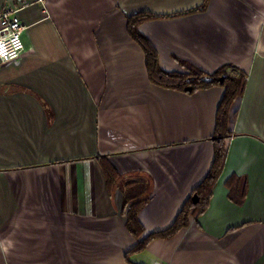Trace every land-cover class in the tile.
I'll return each instance as SVG.
<instances>
[{
  "label": "crops",
  "instance_id": "crops-1",
  "mask_svg": "<svg viewBox=\"0 0 264 264\" xmlns=\"http://www.w3.org/2000/svg\"><path fill=\"white\" fill-rule=\"evenodd\" d=\"M24 3L26 52L0 66V264H264V0H0V12ZM141 15L162 72L246 83L203 211L131 252L193 202L224 94L150 81L129 32Z\"/></svg>",
  "mask_w": 264,
  "mask_h": 264
},
{
  "label": "trees",
  "instance_id": "trees-1",
  "mask_svg": "<svg viewBox=\"0 0 264 264\" xmlns=\"http://www.w3.org/2000/svg\"><path fill=\"white\" fill-rule=\"evenodd\" d=\"M148 17H150V15L136 16L131 19L129 21V32L145 53L150 81L164 88L188 93L213 86H219L224 89V94L216 110L215 130L213 136V162L204 180L194 189L193 196L196 195L197 202L193 203L190 198L184 204L169 229L163 231L159 235L145 237L131 250V252L140 251L144 247V244H146L150 239L169 237L173 231L187 223L189 215L203 211L206 197L209 196L211 188L223 168L226 157V147L224 142L226 139L230 138L231 134L228 129V124L230 114H232L233 104L242 96L246 83L245 75L238 74V77L230 76L225 73L223 69H220L212 75H208L191 66L187 68V72L185 74L162 72L158 68L154 49L145 38L141 37L137 33L135 28L137 22L143 19L145 20ZM223 76L225 78L223 82L220 83L219 79ZM189 88L191 89L190 91H188ZM142 206V204L136 203L128 210L127 213V228L136 238H139L140 233L142 232V227L137 218L138 212Z\"/></svg>",
  "mask_w": 264,
  "mask_h": 264
},
{
  "label": "built area",
  "instance_id": "built-area-1",
  "mask_svg": "<svg viewBox=\"0 0 264 264\" xmlns=\"http://www.w3.org/2000/svg\"><path fill=\"white\" fill-rule=\"evenodd\" d=\"M27 6V3L20 7L6 6L0 12V66L19 60L26 52L23 40L25 28L18 13Z\"/></svg>",
  "mask_w": 264,
  "mask_h": 264
},
{
  "label": "water",
  "instance_id": "water-1",
  "mask_svg": "<svg viewBox=\"0 0 264 264\" xmlns=\"http://www.w3.org/2000/svg\"><path fill=\"white\" fill-rule=\"evenodd\" d=\"M224 76L223 77H221L220 79H219V82L220 83H222L223 82V80H224ZM191 89L189 88L188 89V91H190ZM192 200H193V203H196L197 202V197H196V195H194L193 197H192Z\"/></svg>",
  "mask_w": 264,
  "mask_h": 264
},
{
  "label": "rangeland",
  "instance_id": "rangeland-1",
  "mask_svg": "<svg viewBox=\"0 0 264 264\" xmlns=\"http://www.w3.org/2000/svg\"><path fill=\"white\" fill-rule=\"evenodd\" d=\"M233 76H235V77H238L239 75L237 74V73H234V75Z\"/></svg>",
  "mask_w": 264,
  "mask_h": 264
}]
</instances>
